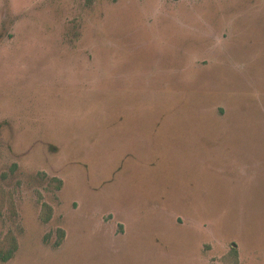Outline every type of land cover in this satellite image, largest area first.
Returning <instances> with one entry per match:
<instances>
[{
    "label": "rangeland",
    "instance_id": "obj_1",
    "mask_svg": "<svg viewBox=\"0 0 264 264\" xmlns=\"http://www.w3.org/2000/svg\"><path fill=\"white\" fill-rule=\"evenodd\" d=\"M0 264H264V0H0Z\"/></svg>",
    "mask_w": 264,
    "mask_h": 264
},
{
    "label": "trees",
    "instance_id": "obj_2",
    "mask_svg": "<svg viewBox=\"0 0 264 264\" xmlns=\"http://www.w3.org/2000/svg\"><path fill=\"white\" fill-rule=\"evenodd\" d=\"M16 248H17L16 241L13 240V246H11L8 250H5L4 252H1L0 257L3 260H8L13 255V252L16 250Z\"/></svg>",
    "mask_w": 264,
    "mask_h": 264
}]
</instances>
